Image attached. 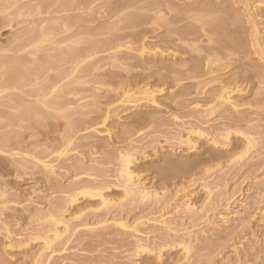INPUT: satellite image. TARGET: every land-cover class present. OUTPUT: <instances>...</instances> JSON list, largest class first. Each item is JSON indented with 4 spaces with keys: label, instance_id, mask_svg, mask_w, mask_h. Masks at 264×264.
Here are the masks:
<instances>
[{
    "label": "rangeland",
    "instance_id": "1",
    "mask_svg": "<svg viewBox=\"0 0 264 264\" xmlns=\"http://www.w3.org/2000/svg\"><path fill=\"white\" fill-rule=\"evenodd\" d=\"M42 1L0 0V22L28 20ZM207 1L225 21L211 38L208 24L193 21L198 53L190 37L176 42L154 21L142 40L157 49L153 59L130 52L133 59L106 63L100 83L86 76V98L68 97L67 117L44 114L18 135L0 129V264H264V0ZM91 15L90 25H107ZM4 25V45L34 28ZM224 35L234 42L225 44L229 61L220 50L224 61L207 75L213 40ZM218 84L234 107L209 102ZM83 102L86 110H75ZM126 157L133 185L121 175Z\"/></svg>",
    "mask_w": 264,
    "mask_h": 264
},
{
    "label": "bare ground",
    "instance_id": "2",
    "mask_svg": "<svg viewBox=\"0 0 264 264\" xmlns=\"http://www.w3.org/2000/svg\"><path fill=\"white\" fill-rule=\"evenodd\" d=\"M39 1L41 2L42 0ZM57 1H58V5L54 2H53L54 4L48 3L47 0H46L47 4L42 1L44 4L41 6L44 7L42 8L41 6H39V8H36L37 10H35V15L33 14L32 16H30V19L28 18V20H25V17H23L24 20L18 21L17 24L15 23L16 26H19L18 28H20L21 25L23 26L34 25V28L28 31L27 29L30 28L28 27L26 28L25 32L21 30L22 33L24 32L23 34L20 33L21 35L20 34L15 35V33H13V35L15 36H12V38L10 36L11 40L7 44L5 43L6 45L0 44V129L2 128L5 129V127H8L9 130L10 127H13L14 131L12 130V132H15L17 130L18 133L17 132L16 133L18 135L20 133H25V132L29 133L31 132L32 129L36 128L37 125H39L37 119L39 118V116H42L44 114H45L44 117H46V114L48 115L50 113L51 115L52 112L56 111L62 115L63 113H65V116L67 117L66 112L68 111V109L66 111L67 108L66 105L69 104L70 102V98L68 97L74 95L76 98V100L74 98V101L78 103H81L84 97L86 98V95L85 96L83 95V93L86 94V91H89L87 90V88H85L87 87L85 80L86 76L92 78L93 77L100 78V76L104 77L105 75L109 76V74H107L108 72L107 73L104 72L106 68L105 67L106 63L109 62L108 64H110L111 61H114L111 62L114 63L113 64L114 67L115 61L119 62L120 64L119 60L121 59L123 60L131 59V58L133 59L134 57L133 54L135 53H137L135 57L144 58L145 55H150L152 56L153 59V57L158 53L157 49L152 52L147 48V45L142 40L145 38L146 34L150 33L149 31L150 29L148 28H150L149 26H152L151 25L152 22L154 26L155 24L154 21L155 22L160 21L161 24L163 23L161 26L167 27V30L176 36L175 39L176 42L177 41L184 42V44H187L186 42H188L189 40L188 38L190 37L191 40L189 41L191 44H189V48L190 51H192L195 54L199 52L198 51L199 47L195 45L197 38H195L194 40L192 39L194 38L196 33L195 32L196 24L194 25L193 21L195 23L196 22L201 23L202 25L204 23L208 24L209 25L208 27H210V29L208 30L211 31V32L209 31V34L211 33L210 38L213 37L212 35L213 32H217L216 34L221 33L218 30H221L220 28L223 27L225 21L223 19L224 17L222 18L220 16L221 17L220 18L219 16L215 15L217 10L216 11L214 9L212 10L210 6L211 4L208 5L207 0H57ZM91 12L92 13L95 12L97 15H101L102 18H105L104 20L106 21L107 25L106 26L104 25L105 27L101 25L102 26L101 28L90 25L93 24V22H97V20L94 19L95 15L92 18L94 20L90 19L92 17ZM30 13H33V10ZM30 13L27 14L30 15ZM85 13H87L86 15H88V17L86 15L83 17H86L84 18V20L87 23H83L82 26L83 29L82 28L80 29V26L78 25H82V24H78V23L84 21L82 14ZM88 13L91 14L89 15ZM4 17L5 16H2V19ZM7 18L1 20L0 25L5 24L6 26L4 25V27L8 26L12 29L13 26H15V25L13 26L11 25L13 20L9 21V19L7 20ZM188 21H192L193 24ZM84 24H86L85 27ZM204 27L205 26H203V28ZM209 34L207 35L209 36ZM224 36L215 37L214 39H216V41L211 39L214 41L215 44L217 42L219 43L217 50L215 49V47L214 50L212 49L213 47H210L212 50L210 49L211 51L209 53H211L210 55H213V57L212 56L210 57V55L208 54L207 51H209V49L208 50L204 49L205 52H207L206 54L209 55L208 57L211 58L210 61V59L207 58L206 54L204 56H206L207 59L203 57V59H206L205 60L206 62L210 61L209 62L210 65L207 64L206 67V68L210 67V69L206 71L207 75H212L214 74V72H216L215 70L211 69L212 64L217 63L218 65V63L220 62L222 63L221 60H223L225 57L229 58V54L225 51L226 49L225 44L231 43L232 41H230L231 39L229 40L228 37L226 38L227 35L225 37ZM208 38L209 37H207V39ZM127 39L129 41H127ZM132 40H134V43L132 42ZM135 43H137L139 46L134 48L132 47V44ZM233 43H231V45ZM183 48L184 50L186 49L184 46ZM183 48L181 49L183 50ZM189 48L187 47L188 50ZM177 49L179 50V48ZM222 49H224L223 52L221 51L222 53L225 52L224 53L225 55L226 53L228 54L226 56L223 54L224 55L222 56L224 57L223 59L221 57L222 53H220V50ZM215 50L218 53H220V55H218L217 52L216 53L213 52ZM174 51H176V49H174ZM130 52L132 53L135 52V53H133L132 54L133 56H131ZM121 54H125V56H121ZM180 54L183 55V53ZM215 54L217 55L216 57H214ZM171 56L172 57L174 56L176 59L175 54H172ZM219 56L221 57V59H219L220 58ZM177 60L179 64H184L186 59L178 58ZM132 61L134 62V60ZM227 61H229V59ZM141 63H144V65L151 64L150 62L147 61L144 62V60H141ZM204 65L206 64L204 63ZM128 66L127 68L130 67ZM192 66L195 69H199V65H197L196 63H193ZM222 66H225V64L221 65V67ZM149 68L151 69L152 67ZM168 69H166L167 72ZM93 72H96V74L94 75ZM169 74L170 73L168 72V75ZM136 75L135 76L131 75L132 79L137 77ZM98 78H95L96 82ZM108 79L109 78L107 77V80ZM123 80H125V78H123ZM217 80L218 79H216V82ZM83 85L85 86L83 87ZM99 85H102V83L98 84V86ZM93 89L99 90V88L97 87H94ZM226 89L227 88L220 86L218 87V89L211 92V95L209 97L210 98L209 102L214 104L215 108L222 104L230 105L231 107H234L230 92L226 91ZM122 94L123 96L128 97L127 96L128 91H123ZM97 97L98 95L95 94L94 99L96 100ZM74 101L72 103H74L76 107L78 103L75 104ZM80 105L81 104H79L75 110H77L78 108H83L84 111L85 103L84 106L83 104L81 106ZM83 111L81 109V111H79V114ZM5 130L8 131L7 129ZM12 132H11V136L13 134ZM227 135L226 137H228ZM17 138H20V135L16 137V139ZM50 138L51 135L46 134L42 137V141H49ZM19 140L20 143L18 144V146L22 143L24 144V146L27 145V144L25 145L24 143L26 141L25 138H23V140L25 141H22V137ZM37 141L34 140V143ZM15 144L17 145L16 142ZM29 144H31L32 146V143ZM244 145L245 146L243 147V149L247 150L248 146L250 145L247 139L245 140ZM223 146H228V145L224 144ZM25 154L27 155V153ZM27 156L31 157L29 156V154ZM22 157L23 159L21 160H24V158H26L24 156ZM33 160L35 161L38 159L34 157ZM130 164H131L130 159L126 157L122 163L121 175L123 176V179L126 181V183H131L133 185L132 183L133 173L131 171ZM70 202L74 203L76 202V200L71 198ZM56 235L57 233L54 236ZM46 245L48 244L46 243Z\"/></svg>",
    "mask_w": 264,
    "mask_h": 264
}]
</instances>
